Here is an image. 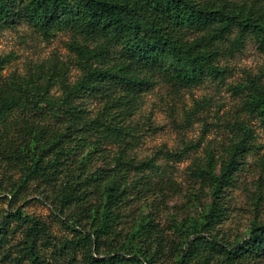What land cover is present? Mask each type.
<instances>
[{"label":"trees","instance_id":"obj_1","mask_svg":"<svg viewBox=\"0 0 264 264\" xmlns=\"http://www.w3.org/2000/svg\"><path fill=\"white\" fill-rule=\"evenodd\" d=\"M20 21L31 24L45 38L56 31H73L70 45L79 55L82 73L71 85L65 82L63 67L46 82L33 86L16 77L5 83L0 80V154L10 159L12 153L23 163L26 183L38 176L54 181L59 166L69 157L77 161L78 172L66 183L61 202L64 206L75 202L91 208L92 228L82 238L84 245H89V252L79 264H125L121 252L131 256L132 264H154L151 247L158 231L150 216L143 217L135 229L126 233L119 249L104 252L101 245L108 237L122 236L119 209L133 193L140 196L154 188L149 174L159 170L158 165L154 160L136 163L127 157L126 146L115 157L112 168L86 171V165L93 154L104 155L103 141L128 145L127 121L140 107L143 93L160 80L175 87L200 85L208 77L225 76L220 56L242 50L247 36H255L264 47V19L255 17L253 7H231L229 0H0V31ZM223 42L229 43L225 50L221 48ZM10 58L0 56V77ZM58 80L66 90L60 105L49 95L50 87ZM86 96L104 101L93 118L87 115ZM74 98L82 100L75 102ZM249 103L264 119V87L251 94ZM47 108L61 121L57 127L51 128L45 120L36 123L24 115L13 116L18 110L27 109L42 117ZM12 126L18 128L16 134ZM246 149L244 139L240 140L231 148L230 160L222 162L219 169L212 154H208L205 167L196 168L209 187L211 203L202 221L186 224V229L196 236L187 242L194 248V255L205 241L200 234L209 231L224 215L221 197ZM81 150L85 153L78 157ZM132 169L141 175L132 176ZM96 192L100 202L91 204L89 198ZM18 193L19 190L15 195ZM22 216L20 208L8 211L0 217V228H7L10 217ZM29 228L30 237L37 223ZM34 241L27 245L31 264H42ZM239 244L225 249L229 258L242 253L262 255L264 222L253 221L247 238ZM211 247L218 249L220 244L216 240ZM177 262H186L184 252L177 256ZM201 262L209 264L208 257L202 255Z\"/></svg>","mask_w":264,"mask_h":264},{"label":"rangeland","instance_id":"obj_2","mask_svg":"<svg viewBox=\"0 0 264 264\" xmlns=\"http://www.w3.org/2000/svg\"><path fill=\"white\" fill-rule=\"evenodd\" d=\"M229 2L231 7L233 4L253 7L255 17L264 19V0ZM78 39L84 42L83 38ZM73 40L74 32L70 30L56 31L45 38L26 21L3 28L0 56L11 58L3 69L1 82L16 77L33 86L46 82L63 67L65 82L73 84L82 73L79 55L70 45ZM228 46V42L221 44L222 50ZM219 64L225 68V76L208 77L200 85L175 87L160 80L143 93L140 107L127 121L128 145L103 141L104 155L93 154V159L87 163L86 171L112 168L115 157L126 146L128 158L136 163L154 160L159 167L149 174L154 188L140 196L133 193L121 206L122 236L106 238L102 251L119 249L126 233L135 229L133 227L143 217L150 216L158 231L151 247L154 264H178L177 256L183 252L184 264H201L202 255L208 257L209 264H264V253L260 256L242 253L229 258L225 251L241 245L253 221L264 222V119L249 103L251 94L264 87V47L255 36L249 35L242 50L232 55L224 53ZM65 92L59 80L49 89V95L58 105ZM81 100L74 98L75 102ZM84 104L89 110L87 115L93 118L104 101L86 96ZM34 112L20 109L13 116L24 115L36 123L45 120L51 128L61 123L48 108L42 117ZM17 129L12 126L15 134ZM243 139L247 149L240 156L233 180L221 197L224 215L209 231L200 234L205 241L194 255V248L187 242L196 236L186 229V224L192 220L202 221L211 203L209 187L198 176L196 168L205 167L208 154H212L219 169L222 162L230 160L234 144ZM84 153L81 150L78 157ZM10 156L8 159L0 154V217L18 208L23 216L10 217L7 228H0V264H31L27 245L33 240L42 264H79L89 252V245L86 247L82 238L92 228L91 208L75 202L64 206L61 202L66 183L78 172L77 161L69 157L59 166L58 178L54 181L38 176L26 183L23 163L12 153ZM131 174L139 177L141 172L132 169ZM17 190L19 193L15 195ZM6 194L13 197L10 199ZM89 200L91 204L99 203V193H93ZM35 222L37 228H33L34 234L29 237V227ZM216 240L220 248L213 249L211 244ZM121 254L125 256V264H132L130 255Z\"/></svg>","mask_w":264,"mask_h":264}]
</instances>
